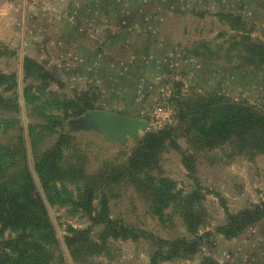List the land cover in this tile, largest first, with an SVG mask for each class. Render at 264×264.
I'll return each mask as SVG.
<instances>
[{"label":"rangeland","instance_id":"rangeland-1","mask_svg":"<svg viewBox=\"0 0 264 264\" xmlns=\"http://www.w3.org/2000/svg\"><path fill=\"white\" fill-rule=\"evenodd\" d=\"M229 13L246 32L221 18ZM247 38L264 45V13L237 0H0V73L16 76L3 95L15 113L0 111V145L10 150L23 140L24 165L57 239L48 264H149L161 239L183 238L196 243L194 253L156 264H264V217L234 237L222 233L227 212L264 203V134L236 127L215 137L208 117L203 137L188 127L191 115L182 118L212 96L264 115V64L245 59ZM26 56L53 75L43 94L24 78ZM27 86L34 105L23 96ZM82 94L94 107L77 114L69 105ZM97 109L143 119L147 128L110 136L91 123ZM165 128L155 152L138 150L146 134ZM60 137L65 177L46 191L36 161ZM103 207L138 238H102L103 225L90 216ZM80 231L82 241L69 247L66 236ZM83 236L98 248L87 250ZM9 237V229L0 234L8 256L1 241Z\"/></svg>","mask_w":264,"mask_h":264},{"label":"trees","instance_id":"trees-1","mask_svg":"<svg viewBox=\"0 0 264 264\" xmlns=\"http://www.w3.org/2000/svg\"><path fill=\"white\" fill-rule=\"evenodd\" d=\"M221 18H224L236 32H246L244 22L240 16L229 13L222 14ZM247 41H249V45L246 49L249 55L245 59L253 67L259 68L264 64V45L261 43L257 44L249 39ZM254 50L256 53L253 52ZM22 68L25 79L40 83L37 89L41 94L44 93L48 84L54 80L49 70L28 56L24 58ZM15 86V74L6 75L0 73V111L15 113L14 110L8 109V106L4 104L8 99L3 96L14 89ZM31 88L32 86H27L23 94L28 105H34L36 99L35 96L30 94ZM210 100L208 101L200 97V100L196 104L189 106L186 108V112L182 113V118L191 115L188 120V127L190 129L201 130L204 137L207 132V129L203 125L204 121L208 117H211L216 123L210 126L208 130H211L209 135L215 137L224 136L223 131L227 129L234 130L236 127L251 128L264 134V115L257 113L252 107L238 103L229 104V102H224L229 105L223 107L224 103L219 102L222 101L221 97L212 96ZM213 100H218L216 101V105L212 104V102L215 103ZM75 101H72L69 106L75 109V113L77 114L94 107L93 102L85 94L77 95ZM13 107L17 108L16 105H13ZM223 112L226 116L217 120V115H222ZM1 123H3L2 120H0ZM30 136H32L35 142V136ZM168 136L169 130L167 128L161 129L158 132L148 133L140 141L141 147L138 150L155 152ZM62 139L63 137H60L57 143L41 154L36 161L35 170L43 189L46 191L49 187L53 186L54 182L65 177V171L59 165L62 158ZM17 142V147H13L10 150L0 145V234L5 229H9L14 233L13 238L9 237L7 238L8 240L1 241L2 244L8 245L7 248L11 252L9 256L3 252L0 253V264L4 262L10 264H48L52 255L51 251L57 244V239L43 198L38 192L32 176L28 174L26 165H24L25 148L23 140L19 137ZM262 217H264V203L254 205L250 209H243L237 213L227 212V222L222 228V233L226 237H234L241 233L253 220ZM90 218L94 224L103 225L102 238H138L135 228L119 220L111 219L105 207H103L102 211L97 212L96 215L90 216ZM80 234L84 233L80 231L75 236H66V244L71 247L81 242L82 238H80ZM83 238L85 240L86 236H83ZM85 241L87 250L93 251L98 248L96 242L89 239ZM164 246H167L165 251L163 250ZM159 248L151 256L149 264H156L159 261L167 260L180 254L187 256L194 253L197 249L194 241L184 238L173 241L161 239ZM2 256L4 258H1Z\"/></svg>","mask_w":264,"mask_h":264},{"label":"water","instance_id":"water-1","mask_svg":"<svg viewBox=\"0 0 264 264\" xmlns=\"http://www.w3.org/2000/svg\"><path fill=\"white\" fill-rule=\"evenodd\" d=\"M92 125L110 136L120 137L124 133H132L137 129L145 130L147 123L140 118L132 117L108 110L97 109L91 112Z\"/></svg>","mask_w":264,"mask_h":264},{"label":"crops","instance_id":"crops-1","mask_svg":"<svg viewBox=\"0 0 264 264\" xmlns=\"http://www.w3.org/2000/svg\"><path fill=\"white\" fill-rule=\"evenodd\" d=\"M237 1L240 3L241 8L245 10H253L254 14L263 16L264 0H237Z\"/></svg>","mask_w":264,"mask_h":264}]
</instances>
